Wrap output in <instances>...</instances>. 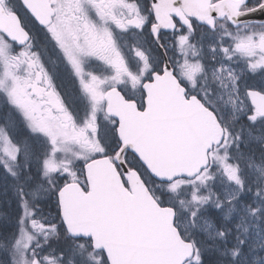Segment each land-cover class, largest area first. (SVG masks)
I'll return each mask as SVG.
<instances>
[{"label":"snow or ice","instance_id":"snow-or-ice-1","mask_svg":"<svg viewBox=\"0 0 264 264\" xmlns=\"http://www.w3.org/2000/svg\"><path fill=\"white\" fill-rule=\"evenodd\" d=\"M0 188V264H264V0H0Z\"/></svg>","mask_w":264,"mask_h":264},{"label":"trees","instance_id":"trees-1","mask_svg":"<svg viewBox=\"0 0 264 264\" xmlns=\"http://www.w3.org/2000/svg\"><path fill=\"white\" fill-rule=\"evenodd\" d=\"M15 204L11 195H5L4 190L0 188V224H3L7 219V214L14 211Z\"/></svg>","mask_w":264,"mask_h":264},{"label":"flooded vegetation","instance_id":"flooded-vegetation-1","mask_svg":"<svg viewBox=\"0 0 264 264\" xmlns=\"http://www.w3.org/2000/svg\"><path fill=\"white\" fill-rule=\"evenodd\" d=\"M63 83V87L65 88V90L71 92L72 89H73V84L71 82V80L65 78L64 81L62 82Z\"/></svg>","mask_w":264,"mask_h":264}]
</instances>
